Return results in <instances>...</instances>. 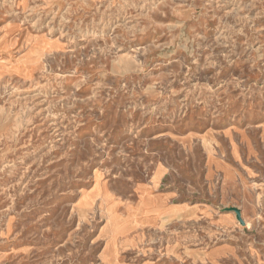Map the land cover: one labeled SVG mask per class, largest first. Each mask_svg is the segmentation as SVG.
I'll return each instance as SVG.
<instances>
[{
    "label": "rangeland",
    "instance_id": "obj_1",
    "mask_svg": "<svg viewBox=\"0 0 264 264\" xmlns=\"http://www.w3.org/2000/svg\"><path fill=\"white\" fill-rule=\"evenodd\" d=\"M0 264H264V0H0Z\"/></svg>",
    "mask_w": 264,
    "mask_h": 264
},
{
    "label": "water",
    "instance_id": "obj_2",
    "mask_svg": "<svg viewBox=\"0 0 264 264\" xmlns=\"http://www.w3.org/2000/svg\"><path fill=\"white\" fill-rule=\"evenodd\" d=\"M229 210L235 213L236 219L240 222V224H244V221L241 218L240 211L236 207H230Z\"/></svg>",
    "mask_w": 264,
    "mask_h": 264
}]
</instances>
